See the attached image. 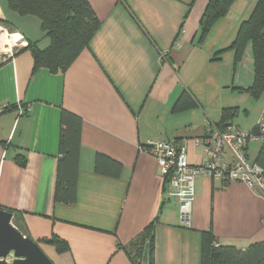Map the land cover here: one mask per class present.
<instances>
[{
	"label": "crops",
	"instance_id": "obj_1",
	"mask_svg": "<svg viewBox=\"0 0 264 264\" xmlns=\"http://www.w3.org/2000/svg\"><path fill=\"white\" fill-rule=\"evenodd\" d=\"M88 1L100 28L70 68L52 73L34 71L26 50L30 43L41 50L50 45L40 19L20 17L0 0V23L10 42L0 48V210L13 213L12 225L54 264H135L126 249L157 218L154 264H201L206 233L215 244L240 250L263 242L260 192L200 176L191 225L184 227L181 204L166 197L157 160L139 149L174 141L198 166L209 156L197 140L221 124L224 109H239L227 123L256 128L264 101L242 109L237 94L252 97L234 88L252 84L237 79L232 55L212 60L228 46L200 40L210 0ZM64 112L78 117L81 128L72 204L56 201ZM263 146L249 143L252 162ZM98 154L108 158L106 175L95 171ZM20 155L25 167L16 162ZM224 159L232 161L229 153ZM53 236L69 245L67 253L42 243Z\"/></svg>",
	"mask_w": 264,
	"mask_h": 264
},
{
	"label": "trees",
	"instance_id": "obj_2",
	"mask_svg": "<svg viewBox=\"0 0 264 264\" xmlns=\"http://www.w3.org/2000/svg\"><path fill=\"white\" fill-rule=\"evenodd\" d=\"M121 1L127 3L126 0ZM234 1L236 0H210L201 21V42L207 40L211 29L227 15ZM8 4L10 10L21 17L34 16L40 19L42 31L50 41L49 47L45 50L32 43L26 48L33 56L34 71L47 68L52 73L65 72L89 46L101 25L88 0H8ZM249 44L252 46L254 58V81L248 88L234 90L247 93L253 99L259 100L264 95V0L256 1L250 17L238 24L235 38L228 47L217 52L212 60H222V55L231 50L235 53L237 67L243 61ZM182 104L183 100L179 101L176 109H182L183 106H179ZM238 113V108L224 109L221 124L217 127L224 129L232 125L227 122L234 119ZM62 124L60 138L62 157L58 166L56 201L72 204L77 200L81 150L80 120L64 112ZM105 160L108 158L104 155H97L95 161L97 174H107L103 167ZM16 162L22 167L27 165V159L22 155L16 157ZM257 165L264 172V146ZM167 183L168 179L166 185ZM157 222L158 218L126 249L133 256L135 264H154ZM42 243L53 246L60 254L69 251V245L57 236L43 240ZM201 264H264V241L254 243L246 250H240L234 246H219L214 243L212 234L206 233Z\"/></svg>",
	"mask_w": 264,
	"mask_h": 264
},
{
	"label": "built area",
	"instance_id": "obj_3",
	"mask_svg": "<svg viewBox=\"0 0 264 264\" xmlns=\"http://www.w3.org/2000/svg\"><path fill=\"white\" fill-rule=\"evenodd\" d=\"M255 130L244 131L234 125L224 129L212 127L197 140L206 147L209 156L207 163L198 166L191 165L186 149L174 141H154L139 147L141 152L155 157L162 177L168 179L166 197L180 202L184 227L191 225L196 179L200 176L223 183L243 182L264 196V172L247 154L250 142H264V110ZM225 153L231 155V162L225 161Z\"/></svg>",
	"mask_w": 264,
	"mask_h": 264
},
{
	"label": "rangeland",
	"instance_id": "obj_4",
	"mask_svg": "<svg viewBox=\"0 0 264 264\" xmlns=\"http://www.w3.org/2000/svg\"><path fill=\"white\" fill-rule=\"evenodd\" d=\"M256 0H236L232 3L227 15L222 18L219 22H217L214 27L211 29L210 33L207 36V40L210 43L209 45H220V48L222 46H229V44L232 42L233 37L237 33V27L238 24L242 20H247L250 17L251 12L253 11V8L255 6ZM19 16V15H18ZM21 17V16H20ZM3 24L0 23V48H7L9 47V40L8 36H6V31L3 29ZM3 37L5 39H3ZM8 44V45H7ZM4 45H6L4 47ZM225 46V47H226ZM225 54H227V57H230L231 55L234 58L229 59V63H232L234 66L235 62V53L234 51H227ZM236 74L237 79L240 78H246V81L248 85L253 84L254 81V58H253V51L251 44L248 45L246 49V53L244 56L243 61L236 67ZM243 75V77H242ZM237 104H241L242 109L245 107L249 108V104H255L257 101L261 102L264 101V95L259 99L255 100L250 98L248 95L246 96H240L237 94L236 96ZM262 103V102H261ZM235 126V125H234Z\"/></svg>",
	"mask_w": 264,
	"mask_h": 264
},
{
	"label": "water",
	"instance_id": "obj_5",
	"mask_svg": "<svg viewBox=\"0 0 264 264\" xmlns=\"http://www.w3.org/2000/svg\"><path fill=\"white\" fill-rule=\"evenodd\" d=\"M13 217L0 210V264H54L38 243L12 225Z\"/></svg>",
	"mask_w": 264,
	"mask_h": 264
},
{
	"label": "bare ground",
	"instance_id": "obj_6",
	"mask_svg": "<svg viewBox=\"0 0 264 264\" xmlns=\"http://www.w3.org/2000/svg\"><path fill=\"white\" fill-rule=\"evenodd\" d=\"M3 39H5V38L3 37Z\"/></svg>",
	"mask_w": 264,
	"mask_h": 264
}]
</instances>
